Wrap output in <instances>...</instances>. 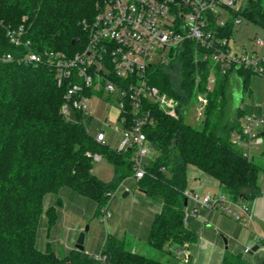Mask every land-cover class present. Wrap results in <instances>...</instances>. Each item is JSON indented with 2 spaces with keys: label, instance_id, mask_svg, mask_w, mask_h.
Instances as JSON below:
<instances>
[{
  "label": "trees",
  "instance_id": "trees-1",
  "mask_svg": "<svg viewBox=\"0 0 264 264\" xmlns=\"http://www.w3.org/2000/svg\"><path fill=\"white\" fill-rule=\"evenodd\" d=\"M101 0H0V18L17 25L25 18L26 37L35 51H81L88 39L86 22L97 12ZM242 14L264 29V8L259 0H246ZM0 28V53H15ZM190 47L169 66L148 68L149 82L188 104L194 90L203 89L208 67L202 64L201 83L195 86L197 66ZM242 87L250 73L239 70ZM219 77V75H218ZM216 78L208 94L205 116L200 126L165 114L149 103L154 123L143 131L153 155L145 175L135 181L138 190L161 200V210L152 219L147 243L164 256H179L191 249L196 236L186 228L184 192L190 166L213 178L233 200L250 202L260 192L259 173L263 165L246 159L231 142L239 125L241 110H227L229 75ZM66 85L58 86L54 70L43 64L0 63V264H170L125 247L124 239L108 235L99 261L75 248L57 255L49 246H37V229L45 195L55 193L54 204L45 209L48 227L56 221V194L70 188L92 199L102 213L110 193L131 177V151H120L98 143L85 128L82 114L66 118L60 111ZM148 104V102H145ZM98 153L113 168L105 182L92 172L88 154ZM264 253V251H263ZM221 264H251L241 253L225 250ZM264 264V256L263 262Z\"/></svg>",
  "mask_w": 264,
  "mask_h": 264
},
{
  "label": "built area",
  "instance_id": "built-area-1",
  "mask_svg": "<svg viewBox=\"0 0 264 264\" xmlns=\"http://www.w3.org/2000/svg\"><path fill=\"white\" fill-rule=\"evenodd\" d=\"M245 4L246 0H101L93 19L84 24L88 32L85 47L71 55L49 49L35 51L26 37L24 17L17 25L6 24L0 18V28L17 49L15 53L1 52L0 63L51 67L57 85H66L60 106L66 118L75 112L82 117L88 115L91 98L96 95L107 104L114 102L110 104L111 117L118 123L116 128L121 134L116 149L131 151V177L138 180L145 175L153 155L143 131L154 123L149 103L173 117L186 114L187 108H191L193 117L203 120L208 94L213 91L218 75L241 78L238 71L243 70L264 79V39L253 37L250 48L234 46L233 27L240 22L238 15ZM186 46L190 47L192 61L198 68L195 86L201 83L200 65H207L208 74L203 89L196 88L192 100L182 105L178 98L150 84L147 70L152 65L169 66L186 51ZM107 121L105 118L104 122ZM93 137L106 144L103 130L95 131ZM231 142L246 159L262 158L264 168V111L241 115L238 127L231 133ZM88 156L93 161L102 158L98 153ZM184 194L187 203H193L191 210L185 212L184 222L188 215H197L199 206L220 209L243 225L252 221L250 202H237L225 193L186 189ZM109 215L104 208L102 219ZM258 238L264 248V236ZM250 250L251 246L244 249ZM178 253L187 262L190 250L184 248ZM94 258L105 259L100 253Z\"/></svg>",
  "mask_w": 264,
  "mask_h": 264
},
{
  "label": "rangeland",
  "instance_id": "rangeland-1",
  "mask_svg": "<svg viewBox=\"0 0 264 264\" xmlns=\"http://www.w3.org/2000/svg\"><path fill=\"white\" fill-rule=\"evenodd\" d=\"M264 8V0H259ZM242 12V11H241ZM240 22L235 23L233 27V39L236 49L243 46L250 48L252 38L258 37L264 39V29L254 21L248 19L242 13H239ZM218 75V74H217ZM218 77V76H217ZM222 77H218L220 79ZM92 97V105L90 113L83 117V124L88 132L93 134L97 130H103L106 134V144L116 149L119 146L121 134L118 123L111 117L113 111L110 102L107 104L99 96ZM227 110L238 108L243 114H261L264 111V79L250 74L247 78L244 87H242L241 78L235 77L229 84V92L227 94ZM72 117L71 114H69ZM108 121L105 123L104 119ZM185 121L195 126H200L202 120H197L193 117L191 108H187ZM257 163L262 164L263 159L257 158ZM92 170L103 181L108 182L113 177V168L106 158H101L99 161L92 160ZM133 177H127L116 187L112 192L106 209L110 215L106 219H102V213H97L95 202L87 197L81 196L74 190L65 187L59 191L56 196L60 197L61 205L56 206V221L52 226L48 227L45 209L54 204L55 193H48L44 198L43 213L39 220L37 229V246L46 248L49 246L57 255H65L71 250L77 240L79 233L87 227L85 231L83 245L87 253L92 251H100L105 238L112 235V232L122 234L125 231V247L131 249L133 244L138 242L139 252H143L147 256L163 261H168L170 264H188L176 258L172 260L170 256L166 257L163 253L144 241V237L139 235L136 239L132 231V219L129 214V209L137 206L136 195L140 194ZM124 191H128V195L123 197ZM83 199V200H82ZM134 221V220H133Z\"/></svg>",
  "mask_w": 264,
  "mask_h": 264
},
{
  "label": "crops",
  "instance_id": "crops-1",
  "mask_svg": "<svg viewBox=\"0 0 264 264\" xmlns=\"http://www.w3.org/2000/svg\"><path fill=\"white\" fill-rule=\"evenodd\" d=\"M234 78L235 76H231L230 82ZM92 172L97 176L93 170ZM187 177V189H192L199 193H223L217 181L204 175L193 166L189 167ZM98 178L101 179L100 177ZM258 185L261 192L250 201L253 215L251 222L243 225L220 209L208 210L205 207L199 206L197 215H188L185 219L186 228L194 233L197 238L195 245L190 249V257L187 259V262L183 261L180 255L171 257V259L174 260L176 258L188 264H221L223 254L227 249L230 252L241 253L244 259L251 264H262L264 248L258 236H264V171L259 173ZM62 190L67 192L65 188H62L60 191L62 192ZM138 191L140 194H137L135 197L138 204L129 209V214L132 219L133 236L138 239L139 235H141L147 243V233L152 219L161 210L162 202L161 200L149 197L143 191ZM192 206L193 203L188 202L185 212L188 213ZM111 234L119 239H124L126 236L125 231L122 234L116 231ZM246 246H251L249 252L244 251ZM253 246H257V249L252 251ZM140 247L138 246V242H136L133 244L131 250L139 252ZM99 253L100 251L88 252L90 255H97Z\"/></svg>",
  "mask_w": 264,
  "mask_h": 264
},
{
  "label": "water",
  "instance_id": "water-1",
  "mask_svg": "<svg viewBox=\"0 0 264 264\" xmlns=\"http://www.w3.org/2000/svg\"><path fill=\"white\" fill-rule=\"evenodd\" d=\"M172 51H173V49L171 50V52H170V56H172ZM127 191H125V192H123V194H122V196L123 197H125V196H127ZM187 205V199L185 198L184 199V206H186ZM87 227L85 228V230H83V231H81L80 233H79V235H78V237H77V240H76V242H75V245H74V248L75 249H77V250H80V251H84V245H83V241H84V235H85V231H87ZM225 241V240H224ZM257 249V246H253L252 247V251L253 250H256Z\"/></svg>",
  "mask_w": 264,
  "mask_h": 264
}]
</instances>
